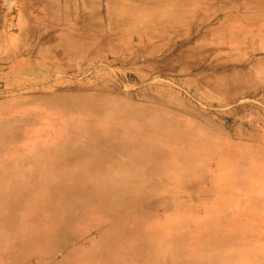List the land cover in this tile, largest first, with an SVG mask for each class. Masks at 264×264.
<instances>
[{"label": "rangeland", "instance_id": "rangeland-1", "mask_svg": "<svg viewBox=\"0 0 264 264\" xmlns=\"http://www.w3.org/2000/svg\"><path fill=\"white\" fill-rule=\"evenodd\" d=\"M67 1L62 0V4ZM130 1L149 4L151 0ZM173 1L180 3L169 6L170 3L163 0L159 6L145 8L135 17L125 18L123 8L120 11V0H85L87 8L81 0H69L72 9L68 12L65 5L64 14L68 12L72 21L82 16L75 29L87 31L89 34L81 41L92 46H85L83 54L74 49L71 56L62 57L58 63L28 70V59L40 54L48 45L47 38L39 42L30 36L33 14L26 9L27 20H20L22 1L19 3L22 8L13 11L15 0H0V123L19 120L18 124L24 129L29 126L42 129V122L55 123L56 120L38 115L39 112L50 109L54 113L61 112L76 105L89 124L74 135L38 140L27 137L20 152L12 151L10 141L4 155L0 154V167L2 161L10 167L24 161L27 163H20V168L52 167L66 173L80 168L97 169L101 166L49 163L64 164L69 160L62 151L73 142L86 146V155L71 156L74 162H94L99 152L117 154L106 140L94 136L92 128L117 125L124 118L119 114L122 110H127L128 116L141 117L148 109L163 120L175 117L179 121V127L171 125L176 128L175 133H189V140L198 147L204 165L194 166L197 168L195 176L186 177L184 182L187 186L201 187L192 192V196L201 201L211 196L210 200L227 199L248 204L259 214L256 231L263 239L264 165L242 168L233 164L228 169L230 178L226 180L222 178L225 168L215 161L213 151L206 156L208 149L204 147L209 142L216 148L221 144L252 145L264 152V39L255 32V23L264 26V0ZM69 20L63 18L65 24ZM85 20L93 25V30L84 29ZM63 31L67 33L66 29ZM51 40L59 42L55 36ZM59 49L63 51V47ZM57 69L60 74L53 78L57 81L45 87L43 74ZM239 74L243 77L247 74V78ZM55 91H65L66 98L60 100ZM110 116H115V120L110 121ZM70 125L74 122L67 123ZM36 135L40 137L42 133ZM166 157L161 160L176 174L163 178L156 170L153 175L166 186L181 184L185 175L174 163L175 157ZM41 163L46 166L39 165ZM237 183L238 187L232 186ZM220 184L229 185V191H214L213 187ZM155 206L159 217L168 203L161 200ZM200 209L199 214L204 211ZM41 221L46 223L41 216L29 225L35 227ZM107 225H92L86 233V241L98 244L99 232ZM236 238L243 241L240 234ZM64 250L49 257L44 248L39 249L38 254L33 252L26 258L18 255L12 264H63L69 251L67 247ZM145 257L143 253L141 259Z\"/></svg>", "mask_w": 264, "mask_h": 264}, {"label": "bare ground", "instance_id": "bare-ground-1", "mask_svg": "<svg viewBox=\"0 0 264 264\" xmlns=\"http://www.w3.org/2000/svg\"><path fill=\"white\" fill-rule=\"evenodd\" d=\"M162 1L151 0L149 4H140V1L120 0L119 5L120 11L123 8L124 17L130 15L133 18L145 8L159 6ZM20 2L24 6L22 14L19 13L20 20H27L24 15L26 9L33 14L30 36L39 42L46 37L48 44L37 57L28 59L26 69H41L44 65L58 63L62 57L71 56L74 49L83 54L86 47L92 46L81 41L89 33L75 29L82 16L72 21L67 15L72 9L69 0L64 5L62 0H15L13 11L20 9ZM81 2L87 8L85 0ZM65 5L68 12L64 14ZM63 18L70 20L65 24ZM83 25L84 29L93 30V25L87 24L86 20ZM255 25V32L264 39V26ZM62 29H66L67 33ZM52 36L58 37L59 42L51 40ZM60 46L63 51H60ZM59 74L60 69L44 73L45 87L57 81L53 78ZM239 75L243 77V74ZM246 75L243 78H247ZM55 93L60 100L67 96L65 91ZM122 111L119 114L124 118L117 125L93 127L91 130L95 137L98 135L113 146L117 154L99 152L94 162H74L71 156L86 155V146L73 142L62 151L70 161L49 163L54 166L69 163L100 165L97 169L80 168L66 173L52 167L20 168L27 163L24 161L15 162L16 167L1 162L0 264H12L18 255L26 258L33 252L38 254L43 248L49 257H53L65 252V247L70 253L68 251V259L63 264H264V238L256 231V224L260 221L257 210L234 200H210L211 196L201 201L192 196V192L201 187L184 183L186 177L195 176L197 168L194 166L204 163L202 156L199 157L198 147L195 148L196 145L189 140V133H175L176 128L171 125L179 127V121L173 116L163 120L148 109L141 117L128 116L125 114L127 110ZM38 115H45L56 122H42V129L33 126L24 129L18 124L19 120L0 123L2 156L10 141L12 151H19L27 137L38 140L69 136L89 126L76 105L61 112L54 113L50 109ZM109 120L114 121L115 116H110ZM70 121L74 122L73 126H67ZM38 133L42 135L39 137ZM207 145L204 147L208 149L206 156L213 151L215 161L225 168L222 178L224 176L226 180L230 178L228 169L233 164L242 168L251 164L264 165V152L255 146L221 144L220 148H216L213 142ZM167 155L175 157L174 163L185 175L181 184L166 186L153 175L156 170L163 178H172L176 174L166 161L161 160ZM39 165L46 166L43 163ZM238 184L232 186L238 187ZM227 187L230 186L220 184L213 188L222 192L228 190ZM161 200L166 201L168 207L158 217L155 205ZM201 207L204 211L199 214ZM41 216L46 223L41 221L35 227L29 225ZM96 223L108 225L99 232L100 241L95 245L86 241L85 237ZM239 234L243 241L237 240ZM255 239L258 240L255 242ZM143 253L147 255L145 259H141Z\"/></svg>", "mask_w": 264, "mask_h": 264}, {"label": "crops", "instance_id": "crops-1", "mask_svg": "<svg viewBox=\"0 0 264 264\" xmlns=\"http://www.w3.org/2000/svg\"><path fill=\"white\" fill-rule=\"evenodd\" d=\"M166 2H169V3H170L169 6H172L173 3L176 4V3H178L179 1L166 0ZM179 3H180V2H179Z\"/></svg>", "mask_w": 264, "mask_h": 264}]
</instances>
